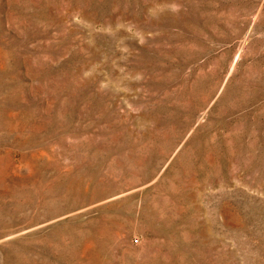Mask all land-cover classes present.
<instances>
[{
  "label": "rangeland",
  "instance_id": "obj_1",
  "mask_svg": "<svg viewBox=\"0 0 264 264\" xmlns=\"http://www.w3.org/2000/svg\"><path fill=\"white\" fill-rule=\"evenodd\" d=\"M0 264H264V0H0Z\"/></svg>",
  "mask_w": 264,
  "mask_h": 264
}]
</instances>
